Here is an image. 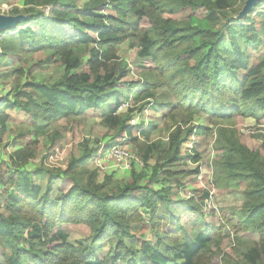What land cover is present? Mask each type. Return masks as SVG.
Wrapping results in <instances>:
<instances>
[{
    "label": "trees",
    "instance_id": "16d2710c",
    "mask_svg": "<svg viewBox=\"0 0 264 264\" xmlns=\"http://www.w3.org/2000/svg\"><path fill=\"white\" fill-rule=\"evenodd\" d=\"M5 2L9 0H0ZM236 2L35 0L33 8L11 9L10 14L22 17L13 29L0 33V69L10 61L14 68H6L5 74L17 79L1 99L0 139L14 114L18 124L39 134L54 120L92 111L100 116L111 140L130 139L143 166L122 171L130 176L123 183L113 180L112 174L98 181L88 163L99 145L84 142L81 155L71 156L64 169L28 167L36 140L16 151L13 160L23 162V167L3 181L11 183L12 190L5 187L0 192V264H212L220 255L221 264H264V158L225 124L230 114L237 113L264 120V60L237 79L247 67L243 43L259 42L255 22L215 27L221 21L219 13ZM46 6H52L49 13L37 9ZM185 10L193 13L178 18ZM155 11L160 12L158 18ZM129 12L145 17L149 28H128L124 22ZM130 37L140 41L137 55L153 65L124 82L115 78L109 63L118 59L120 45ZM39 51L46 55L29 67L14 64H28L27 54ZM52 63L62 67L58 79L36 81L31 75L33 68ZM150 100L169 110L166 139L152 138L139 121L131 123ZM124 103L129 105L118 110ZM182 109L189 116L177 119L175 110ZM202 110H213L222 123L194 124L193 115ZM213 133L212 147L219 152L220 164L214 174L216 185L244 181L245 201L239 210L231 208L229 217L222 214L219 221H206L203 203L209 192L203 190L197 198L184 200L186 211L194 216L185 226L172 217L171 207L179 200L171 197L172 188L165 184L184 186L185 177L198 174V165L186 167L184 157L198 163L199 152L181 147L192 135ZM60 135L54 131L51 141ZM44 171L46 181H36ZM163 221L169 229H161ZM65 224L87 226L90 244L69 242V233L60 228ZM134 224L151 227L157 239L142 240L138 248L129 245L127 241L135 238ZM225 228L235 235L255 234L256 245L252 243L236 260L222 251ZM97 244L110 245L113 254L97 256L95 251L101 249L94 247Z\"/></svg>",
    "mask_w": 264,
    "mask_h": 264
},
{
    "label": "rangeland",
    "instance_id": "374dc122",
    "mask_svg": "<svg viewBox=\"0 0 264 264\" xmlns=\"http://www.w3.org/2000/svg\"><path fill=\"white\" fill-rule=\"evenodd\" d=\"M35 0H9L0 4V15H4L10 18H19V14H10L13 7H18L19 9L33 8ZM248 0H237L233 7L226 9L223 13H219L220 22L215 26L216 28L225 29L227 22L229 24H238L241 20H244L247 24L250 22H255V26L259 33V42L252 45L248 44L245 46L247 51V67L241 70L237 76V79H242L247 70L254 68L260 62L264 60V0H258L247 8ZM88 3H86L87 5ZM123 4H125L123 2ZM37 9H42L45 13H49L52 9L50 7H37ZM147 10V7H143ZM193 12L185 10L179 12L177 17L183 18ZM160 15L159 11H155V18ZM204 15V11L200 14ZM248 18L249 20H246ZM125 25L130 29H147L150 24L145 17H142L135 12H129L125 17ZM14 27H3L0 29L6 31L13 29ZM69 35H72L70 29H67ZM15 32V31H14ZM158 40L157 37H155ZM242 40L241 38H239ZM244 42V41H242ZM229 43H227V46ZM140 46V41L136 37H130L125 40L119 47L117 54L118 59L112 60L109 65L111 71L114 73L116 79L127 82L134 78H138L140 73L146 69L147 66L153 65V61L147 64L148 59L141 58L137 55V50ZM46 54L43 51L36 53L27 54L26 58L28 64L23 62L14 63L16 66L23 65L25 68L39 58H43ZM10 61L0 69V98L7 92H10L15 85L16 75L8 74L6 75V68L9 67ZM31 75L36 81L45 80L47 82H52L60 77L62 74V67L57 64H43V66L35 67L31 71ZM175 101V98H171ZM176 104V103H175ZM124 109V108H123ZM178 109V108H177ZM165 110V111H164ZM214 111L202 110L200 113L193 115V123L199 125L213 126V122L220 121V117L216 118L213 116ZM169 110L163 108L158 102L150 100L138 113L133 120V123L137 124L138 121L141 122L142 127L146 131H150L152 138H156L158 135L162 136L164 139L167 135V127L171 120L168 118ZM177 119L182 116H189L187 109L175 110ZM18 115L14 114L10 119L6 121V128L0 139V192L5 187L8 190H12L13 186L11 183H3L7 178L12 176V174L17 170L22 168V164L18 160H13L16 156L15 152L22 150L30 145L34 140L35 143L32 155L28 158L30 165L28 166L31 170L38 168H66L69 163L71 156L75 155L78 157L81 155L83 150V143L86 142L89 146L95 147L99 145L102 148L108 147L114 142H119L122 140L124 148L133 157L140 160L139 163H132L130 168L126 171H130L132 168L137 169L143 166L142 160L137 155L134 146L130 143V139L111 140L110 135L106 132V128L102 126L100 121V116L94 112H88L81 116L72 117L69 119H58L49 123L47 126L43 127L41 133L34 132L32 127H25L18 124ZM132 123V120H131ZM228 127L235 129L238 133L242 142L251 149H259L262 157L264 158V120L260 119L257 115L250 117H245L242 114H230V119L225 123ZM157 128H162V132H158ZM23 130H29V134H21ZM54 131L59 132L61 135L54 141H51L50 136ZM214 141V133L211 136L203 135L196 136L192 135L191 139L184 143L181 147L182 151L193 152L194 150L199 152L198 163H193L189 160L190 156H185L186 167L193 168L198 165L199 172L195 175H190L185 177L182 182L184 186H174L173 183H166L165 186H170L171 197H174L179 202H176L171 207L172 217H178L185 226H190L191 220L194 216L186 211V203L184 200L193 196L197 198L198 195L203 191L207 190L209 192L208 200L203 203L204 211L206 212V221H219L222 214L224 216H230V209L239 210L245 201L244 190L246 188V183L244 181H231L228 186H218L216 185L217 179L214 174L220 169V164L217 161V156L219 152L215 151L212 147ZM88 168L94 169L97 172L98 181H102L106 175L112 174L113 180H121L122 183L125 180L130 179L127 173H123L120 162L116 160H110L104 162L101 167H97L94 164V159L90 160L88 163ZM47 177L46 171H44L40 177L36 178L38 182H45ZM57 187V186H56ZM55 187V188H56ZM8 193H5L4 197ZM0 204H3L2 199H0ZM60 228L64 229L69 233L68 241L77 242L84 244L85 246L90 244L89 238V228L85 225L76 224H65ZM162 230L169 229V225L163 221ZM132 231L135 234V238L128 240L129 245H133L138 248L142 240L155 241L156 235L155 231L151 227H144L142 224H134L132 226ZM235 236L238 237L240 243L237 244ZM223 241L221 243L222 251H226L230 256L236 260L240 257L241 253L249 248L253 243L256 245L257 236L255 234H243L242 232L235 235L232 230L225 228L223 232ZM101 246V249L95 251L97 256L109 257L113 254L114 250L108 244L95 245L97 248ZM259 247H262L260 244ZM221 256L215 257L212 264H221ZM25 264H29L28 261Z\"/></svg>",
    "mask_w": 264,
    "mask_h": 264
},
{
    "label": "built area",
    "instance_id": "2783aa9c",
    "mask_svg": "<svg viewBox=\"0 0 264 264\" xmlns=\"http://www.w3.org/2000/svg\"><path fill=\"white\" fill-rule=\"evenodd\" d=\"M4 98L3 96H1L0 98V103H1V99ZM127 105V103L122 104L118 110H121L122 108H125ZM135 119V118H134ZM132 119V124L133 120ZM94 159V164L97 167H101L104 162L110 161V160H116L118 162H120L121 168L123 169V171H126L128 168H130V165L132 163H139L141 164L140 160L136 157H133V155H131L123 146L122 144V140L119 142H114L112 144H110L108 147L106 148H102L99 146L96 154L93 157Z\"/></svg>",
    "mask_w": 264,
    "mask_h": 264
},
{
    "label": "water",
    "instance_id": "95a60500",
    "mask_svg": "<svg viewBox=\"0 0 264 264\" xmlns=\"http://www.w3.org/2000/svg\"><path fill=\"white\" fill-rule=\"evenodd\" d=\"M258 0H248L247 2V8H250L253 3H255ZM19 21V18H10L6 17L4 15H0V29L3 27H14L17 22Z\"/></svg>",
    "mask_w": 264,
    "mask_h": 264
}]
</instances>
